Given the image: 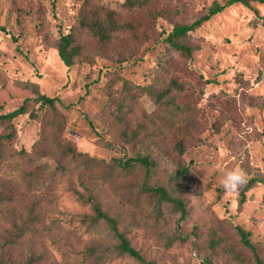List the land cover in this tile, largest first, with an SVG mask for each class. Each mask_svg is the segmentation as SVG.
<instances>
[{"label":"rangeland","instance_id":"rangeland-1","mask_svg":"<svg viewBox=\"0 0 264 264\" xmlns=\"http://www.w3.org/2000/svg\"><path fill=\"white\" fill-rule=\"evenodd\" d=\"M212 1L0 0V112L29 95L59 98L42 108L31 100L35 115L0 120V134L12 132L1 141L0 190L8 198L0 205V260L144 264L116 250L104 221L87 218L93 211L79 194L92 192L157 264H256L236 224L249 230L264 261V182L252 184L242 203L222 186L234 168L264 175V1L232 3L190 30V56L159 34ZM106 12L121 26L108 42L78 25L82 14ZM74 28H81L79 53L67 66L57 42ZM168 86L173 103L161 107L155 96ZM147 152L156 163L146 184L166 186L185 205L178 229L176 205L161 200L157 208L156 195L141 189L144 168L114 164V157ZM177 164L189 165L184 178H174Z\"/></svg>","mask_w":264,"mask_h":264},{"label":"trees","instance_id":"trees-1","mask_svg":"<svg viewBox=\"0 0 264 264\" xmlns=\"http://www.w3.org/2000/svg\"><path fill=\"white\" fill-rule=\"evenodd\" d=\"M151 0H126V3L132 7L134 4H141V3H147ZM251 0H225L223 2H220L218 0H213L211 4L207 7L206 12L199 15L198 17L194 18L190 22H176L173 24L171 29H165L161 27L159 34L167 43V45L170 48H173L175 50L180 51L182 54H185L186 56L191 55V51L193 49V46L187 41V36L189 35V31L194 29L195 27L199 26L204 20L209 19L212 15L222 11L226 6L235 3L240 2L244 5L251 6L250 3ZM258 1H264V0H258ZM255 12H257L255 10ZM78 25L81 28H86L89 30L93 35L97 36L98 39L101 41L108 42L109 40L113 39V31L117 27H121L118 22H116L112 16L111 12H106L104 16H101L100 14H97L96 16H86L85 14H82L79 18ZM76 27V26H75ZM78 27V26H77ZM81 28H74L73 30H70L65 33H61L58 38L57 42V51L60 56V58L63 60V62L67 66H71L74 58L79 53V44H77V30ZM0 29H5L4 26H0ZM172 85L176 84V79H171ZM171 85V86H172ZM171 86L166 87L161 92H158V94L155 96V99L158 103H160V106L163 107V104L161 103H173V98L170 91ZM39 101L38 107L42 108L44 105L49 104L53 105L56 101H59V98L56 96H48L45 93H38L36 95H29L25 96L21 103L16 106L15 108L8 110L6 112H0V120H8L10 121L14 117L28 112L30 116L35 115L34 110L28 109V103L29 101ZM4 102H0V108H2ZM176 112H179L181 114L182 111L185 109L182 106L175 107ZM123 134L127 135L126 131L122 129ZM11 131L8 132V134H0V153L3 152L2 148V138L9 137L11 135ZM132 134H135L134 131L131 130ZM101 141L108 145L109 147L115 146V144L111 143L109 140H106L103 136H100ZM175 149L178 154H182L184 152V142L182 139H178L175 142ZM65 150L71 153H76L75 150L71 149L69 146L65 147ZM81 156L82 153H79ZM90 158L83 157V160H89ZM114 164L119 166L123 170H130L133 169L136 165H139L144 168V180L141 183V189L144 191H151L156 195V201L155 206L159 208V204L161 200L171 201L176 205V208L180 211V215L178 216L176 220V227L178 229V226L180 224V221L184 219L186 215V208L181 199H179L176 196H172L166 186L163 185H156V186H149L146 184L145 178L148 175L151 167L156 163L155 159L152 157V155L147 152L145 154L136 153L134 155L127 156L126 158L122 157H114ZM174 178L180 179L184 178L185 175H187L190 171L189 165H180L177 164L176 168L174 169ZM255 182H264V175L260 174H254L248 178L247 183L241 187L238 190L239 193V203L244 202L246 198V190ZM3 189L0 190V205H7V193L2 192ZM80 199H82L83 202L89 203V205L92 208L93 213L89 216H87L88 219L92 220L93 222L97 223L98 221L102 220L107 225L108 229L115 235L117 238V243L115 245V248L120 253H127L137 260L141 261L144 264H157L155 260L153 259H145L143 255L140 253L138 249L133 247L130 243V240L125 236L124 232H122L118 228V219L114 217L113 215H110L109 212L105 209H103L101 202L94 196L92 192H88L87 194H79ZM235 228L240 236V241L243 245L249 247L251 249V252L253 254L254 260L256 264H264V261L260 254L258 253V250L256 246L251 242L249 238V230L244 229L239 224L235 225ZM20 231H23L22 229ZM178 238L183 239L185 236L181 233L177 234ZM89 255H93L95 257V260L98 261L102 258V256L98 257V254L95 252L94 249H89L88 251ZM2 259V258H1ZM0 264H20L12 262L11 259L5 258L3 260H0ZM22 264H32L30 260L25 261Z\"/></svg>","mask_w":264,"mask_h":264},{"label":"clouds","instance_id":"clouds-1","mask_svg":"<svg viewBox=\"0 0 264 264\" xmlns=\"http://www.w3.org/2000/svg\"><path fill=\"white\" fill-rule=\"evenodd\" d=\"M248 174L242 168H234L224 173L222 186L226 191H238L248 181Z\"/></svg>","mask_w":264,"mask_h":264}]
</instances>
